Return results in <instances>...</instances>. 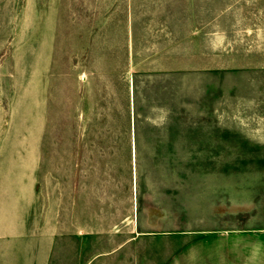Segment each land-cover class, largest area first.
I'll use <instances>...</instances> for the list:
<instances>
[{
	"label": "rangeland",
	"instance_id": "obj_1",
	"mask_svg": "<svg viewBox=\"0 0 264 264\" xmlns=\"http://www.w3.org/2000/svg\"><path fill=\"white\" fill-rule=\"evenodd\" d=\"M0 264H264V0H0Z\"/></svg>",
	"mask_w": 264,
	"mask_h": 264
},
{
	"label": "crops",
	"instance_id": "obj_2",
	"mask_svg": "<svg viewBox=\"0 0 264 264\" xmlns=\"http://www.w3.org/2000/svg\"><path fill=\"white\" fill-rule=\"evenodd\" d=\"M75 181V180H74ZM70 219H71V235L74 236L76 241H78L79 238V191L77 184L75 185V182L72 183V193H71V202H70ZM82 235L85 233H89V230H82Z\"/></svg>",
	"mask_w": 264,
	"mask_h": 264
}]
</instances>
